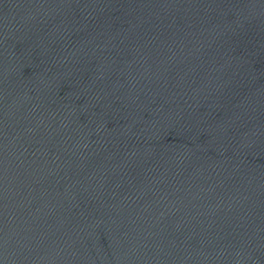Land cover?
<instances>
[{"label": "water", "instance_id": "obj_1", "mask_svg": "<svg viewBox=\"0 0 264 264\" xmlns=\"http://www.w3.org/2000/svg\"><path fill=\"white\" fill-rule=\"evenodd\" d=\"M0 264H264V0H0Z\"/></svg>", "mask_w": 264, "mask_h": 264}]
</instances>
